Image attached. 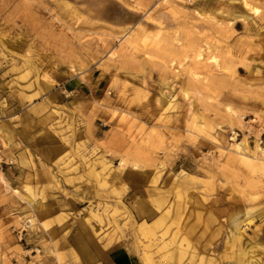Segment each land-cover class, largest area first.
Returning a JSON list of instances; mask_svg holds the SVG:
<instances>
[{"label":"rangeland","instance_id":"obj_1","mask_svg":"<svg viewBox=\"0 0 264 264\" xmlns=\"http://www.w3.org/2000/svg\"><path fill=\"white\" fill-rule=\"evenodd\" d=\"M0 140V264H73L80 217L149 264H264V0H0Z\"/></svg>","mask_w":264,"mask_h":264},{"label":"crops","instance_id":"obj_2","mask_svg":"<svg viewBox=\"0 0 264 264\" xmlns=\"http://www.w3.org/2000/svg\"><path fill=\"white\" fill-rule=\"evenodd\" d=\"M82 99L84 105L88 95ZM37 136L32 133L23 136L22 153L27 157L41 154L43 162L49 165L54 162L52 158L57 159V155L54 154L56 151L51 147H44L38 143ZM40 138L41 136H39ZM49 153L52 154V158H49ZM34 162L36 163V160ZM55 176L57 178V171H55ZM49 177L50 173L47 170L42 172L40 175L42 184L39 187L44 185L47 189L44 194L56 198L57 184L53 186L54 191L50 192V185L48 182H44L45 180H51ZM70 190L76 197V206H81L84 203V198L88 196V187L76 184L75 188ZM65 246L73 264H144L142 254L138 255L122 235L116 236L107 228L106 224H101L89 217L77 219L66 238Z\"/></svg>","mask_w":264,"mask_h":264},{"label":"bare ground","instance_id":"obj_3","mask_svg":"<svg viewBox=\"0 0 264 264\" xmlns=\"http://www.w3.org/2000/svg\"><path fill=\"white\" fill-rule=\"evenodd\" d=\"M116 80H117V76L115 75V76L112 78L111 82L114 83V82H116ZM191 105H192V103H190L189 111H191ZM236 149L238 150V152H234V153H233V157H234L235 159H237V158H239V157H244V156H245V152H243V150H242L241 143L236 145ZM244 158H245L247 161H249V163L252 164V165L255 163V162H251V161H254L253 159H252V160L247 159L248 157H246V156H245ZM254 165H255V164H254ZM0 179H1L2 182H4V184H6V182H5V180H4V177H3L1 171H0ZM5 187L9 189V187L7 186V184H6ZM12 191H13L14 193H17V190H12ZM29 222H32V220H29ZM146 226H149V223L146 222V223L141 224V227H142L143 230L145 229ZM147 261H148V259L144 258V263H145V264H149V263H150L149 261H148V262H147Z\"/></svg>","mask_w":264,"mask_h":264},{"label":"built area","instance_id":"obj_4","mask_svg":"<svg viewBox=\"0 0 264 264\" xmlns=\"http://www.w3.org/2000/svg\"><path fill=\"white\" fill-rule=\"evenodd\" d=\"M4 149H5V147L2 143V141L0 140V168L10 164V161H8L7 156L4 152Z\"/></svg>","mask_w":264,"mask_h":264}]
</instances>
